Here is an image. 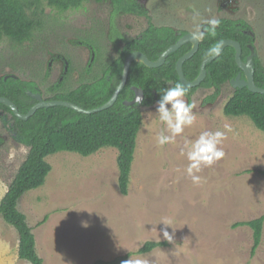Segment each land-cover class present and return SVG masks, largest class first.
Masks as SVG:
<instances>
[{
	"label": "rangeland",
	"instance_id": "1",
	"mask_svg": "<svg viewBox=\"0 0 264 264\" xmlns=\"http://www.w3.org/2000/svg\"><path fill=\"white\" fill-rule=\"evenodd\" d=\"M136 1L147 9L149 19L115 12L110 1L87 0L63 11L41 0L42 25L31 39L0 41V77L14 74L34 81L48 98L53 95L49 87L63 78L66 91L99 76L102 64L119 54L124 39L138 36L149 21L192 33L198 24L221 17L244 19L251 26L264 66V0ZM96 50L98 60L92 64ZM233 90L228 82L219 90L198 87L191 97L185 96L186 103L196 105V121L163 148L156 143L165 128L156 116L158 101L141 106L127 194L119 189L115 147L86 156L66 150L47 156L51 170L44 184L25 192L17 204L44 264L109 260L146 241H164L162 231L173 243L130 259H147L149 264H264V226L253 256L252 229L233 227L264 214V131L247 115L224 113ZM225 124L233 131L225 133L227 139L219 146L224 158L202 168L196 174L202 183L193 185L185 172L188 161L181 155L185 143L206 131H224ZM28 151L0 119V200ZM162 220L170 221L169 227ZM18 242L16 229L0 217V264H30L18 257Z\"/></svg>",
	"mask_w": 264,
	"mask_h": 264
},
{
	"label": "trees",
	"instance_id": "2",
	"mask_svg": "<svg viewBox=\"0 0 264 264\" xmlns=\"http://www.w3.org/2000/svg\"><path fill=\"white\" fill-rule=\"evenodd\" d=\"M41 0H0V41L7 37L17 43L31 39L33 32L39 29L43 21L44 8ZM46 5L58 10L80 7L87 0H42ZM110 1L115 12L134 13L149 17L148 11L136 0H95ZM219 27L214 37L205 34L199 42L197 51L187 59L182 70L188 80L197 77L202 59L207 50L229 38L240 42L241 59L246 60L250 53L249 44H255V35L251 26L244 19L218 18ZM203 25V24H202ZM177 31L180 33L177 34ZM187 33L169 26H156L149 21L147 27L136 37L124 39L119 54L109 63L102 64L101 74L90 82L79 84L76 88L63 90L64 78L49 87L53 91L50 99L72 101L85 108L97 107L106 102L118 84L124 59L132 51L143 52L148 59L156 60L161 53L177 39ZM191 48L187 42L178 50L169 54L165 62L158 67H148L141 61H133L126 85L120 91L114 104L104 110L84 114L62 105L37 109L28 119L16 117L11 109L0 103V119L9 124L15 138L29 147L26 158L17 169L4 196L0 200V217L12 225L18 235V257L30 264H44L36 250V238L29 226L26 215L18 207V201L28 190L44 184L51 165L46 157L58 151H72L82 155H90L105 146L118 150L117 164L119 168L118 185L122 194H127L131 165L134 158L136 138L142 123L141 106H150L161 99L162 90L175 86L179 81L176 61ZM98 60L95 51L92 64ZM254 61V81L257 86L264 87V66L256 55ZM91 73L92 68L87 69ZM238 73H244L235 61V49L227 46L221 54L206 65V76L197 87L187 88V97H191L198 87L219 90L225 83H230ZM132 86L140 87L144 97L141 104L125 105V100L133 98ZM186 88V87H185ZM38 91L37 84L31 80L12 77L5 74L0 77V96L12 100L19 111L26 113L35 103L27 92ZM217 93V92H215ZM226 115H247L254 124L264 131V94L252 92L246 86L234 88L232 95L224 105ZM10 118L7 119V115ZM264 176V170H260ZM46 218V217H45ZM44 218V221H45ZM246 225L253 231V256L261 244L264 214L257 218L239 221L233 227ZM166 241H146L134 251H128L109 260L97 259L92 264H123L134 255L144 254L156 247L166 245Z\"/></svg>",
	"mask_w": 264,
	"mask_h": 264
},
{
	"label": "clouds",
	"instance_id": "3",
	"mask_svg": "<svg viewBox=\"0 0 264 264\" xmlns=\"http://www.w3.org/2000/svg\"><path fill=\"white\" fill-rule=\"evenodd\" d=\"M219 23L217 19H210L204 21L203 25L198 24L191 33V40L199 43L205 39V34L214 37ZM219 49L220 44L217 43L210 47L205 55L208 57L215 56L219 53ZM187 91V88L179 83L162 90L161 99L156 106V116L165 126L164 130L156 137L157 146L160 148L175 143V138L180 136L185 128L192 127L196 121V116L193 114L196 105L188 104L184 99ZM136 99L137 103L142 102L139 97ZM232 131L231 126L225 124L224 131H206L201 133L194 142L185 143V150L181 152V155L186 156L188 166L185 172L191 178L193 185L199 186L202 183L201 177L196 175L202 171V168L212 167L224 158L225 153L219 146L227 139L225 133ZM165 132L168 134L165 135ZM160 223L167 228L171 222L162 220ZM162 237L164 241L173 243V237L167 231H162ZM123 264H149V262L143 258H129Z\"/></svg>",
	"mask_w": 264,
	"mask_h": 264
},
{
	"label": "water",
	"instance_id": "4",
	"mask_svg": "<svg viewBox=\"0 0 264 264\" xmlns=\"http://www.w3.org/2000/svg\"><path fill=\"white\" fill-rule=\"evenodd\" d=\"M187 42H191V48L185 52L181 57L178 58L176 61V71L179 76V81L180 83L186 87V88H192V87H197L200 85L201 81L205 78L206 76V65L214 60L216 57H218L223 49L227 46H232L235 49V61L238 64V66L241 68L242 72L244 73V77H242L241 73H238V75L234 78L231 79L230 83L234 88L237 87H247L250 91L252 92H259L264 94V87H259L256 85L254 81V57L257 55L255 45L249 44L250 48V53L247 56L246 60L243 61L241 59V54H242V46L240 42L236 40H232L229 38L223 39L219 42L220 44V49L219 53L215 56L208 57L205 56L200 65V71L199 74L197 75L196 78L193 80H188L182 70V65L183 63L192 57V55L197 51L199 43H195L191 40V33L187 32L184 35L180 36L177 41L171 45H169L159 56L158 59L156 60H150L148 57L141 51H132L124 59L123 63V69L121 73L120 80L118 84L116 85L112 95L110 98L104 102L103 104L93 107V108H85L81 105H78L72 101L68 100H61V99H53V100H43L41 95L39 93H34L31 91H28V94L36 99V102L29 108V110L26 113H22L19 111L17 105L10 100L7 97L0 96V103L6 105L11 109L13 114L18 117L19 119L26 120L28 119L31 115L34 114V112L42 107H50V106H55V105H62L66 106L68 108H71L77 112L84 113V114H90L94 112H98L104 109H107L111 107L114 102L116 101L120 91L124 88L126 85L127 79H128V73L130 66L133 61H141L143 64H145L148 67H158L162 65L167 56L171 54L172 52L178 50L182 45L186 44ZM12 77H16V75L11 74ZM132 90L134 91L135 95L133 99L131 100H125L124 104L125 105H132L137 103V97L140 98V100H143L144 93L143 90L140 87L132 86ZM138 104H141L138 103Z\"/></svg>",
	"mask_w": 264,
	"mask_h": 264
},
{
	"label": "flooded vegetation",
	"instance_id": "5",
	"mask_svg": "<svg viewBox=\"0 0 264 264\" xmlns=\"http://www.w3.org/2000/svg\"><path fill=\"white\" fill-rule=\"evenodd\" d=\"M180 32L179 31H177V34H179ZM190 43V42H189ZM255 45V44H254ZM256 48V47H255ZM93 59H94V57H93ZM93 59H92V61H93ZM17 77V76H16ZM96 77V75H94V78ZM116 87V86H115ZM37 88H38V91H35L34 93H39L40 95H41V97H42V99L43 100H47L44 96H43V93L41 92V90H40V88H39V86L37 85ZM132 88V87H131ZM132 92H133V97H134V95H135V93H134V91L132 90ZM28 93V92H27ZM33 98V97H32ZM35 99V98H34ZM133 99V98H132ZM50 100H53V99H50ZM35 102H36V99H35ZM133 105V104H132Z\"/></svg>",
	"mask_w": 264,
	"mask_h": 264
}]
</instances>
